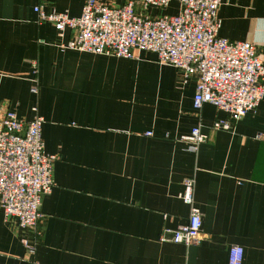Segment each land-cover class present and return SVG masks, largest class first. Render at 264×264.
<instances>
[{
  "label": "crops",
  "instance_id": "crops-1",
  "mask_svg": "<svg viewBox=\"0 0 264 264\" xmlns=\"http://www.w3.org/2000/svg\"><path fill=\"white\" fill-rule=\"evenodd\" d=\"M84 2L0 0V117L37 113L43 152L55 156L34 253L22 242L30 234L0 209V264H227L233 246L242 264H264V98L230 131L215 130L227 115L195 110L196 80L183 85L153 53L61 50L71 33L59 36L34 9L78 17ZM217 17L218 36L254 45L264 64V0H221ZM196 127L198 145L187 140ZM187 180L201 239L161 241L188 222Z\"/></svg>",
  "mask_w": 264,
  "mask_h": 264
},
{
  "label": "built area",
  "instance_id": "built-area-1",
  "mask_svg": "<svg viewBox=\"0 0 264 264\" xmlns=\"http://www.w3.org/2000/svg\"><path fill=\"white\" fill-rule=\"evenodd\" d=\"M173 2L175 15L160 14ZM220 5L221 0H130L114 7L101 0H85L78 17L34 11L39 22L50 23L59 36L71 33L70 40L59 45L61 50L122 59L135 58L136 51L150 52L157 63L175 68L183 85L194 78L193 108L209 104L225 113L228 119L214 122L213 129L230 131L263 100L264 64L254 45L218 36ZM42 124L37 113L29 121L12 112L0 117V209L5 220H13L30 234L22 240L28 254L34 253L41 237V199L53 188L55 156L43 152ZM204 139L198 127L187 138L194 145ZM256 139L264 141V135ZM192 183L184 182L181 196L190 207L188 222L168 231L161 241L185 246L200 241L201 218L192 205ZM242 259L240 247L228 250L227 264H242Z\"/></svg>",
  "mask_w": 264,
  "mask_h": 264
},
{
  "label": "rangeland",
  "instance_id": "rangeland-1",
  "mask_svg": "<svg viewBox=\"0 0 264 264\" xmlns=\"http://www.w3.org/2000/svg\"><path fill=\"white\" fill-rule=\"evenodd\" d=\"M171 5V4H170ZM177 8H176V5L174 4V5H171L170 7H169V10L166 12V13H168L169 15H172L174 12H175V10H176Z\"/></svg>",
  "mask_w": 264,
  "mask_h": 264
}]
</instances>
